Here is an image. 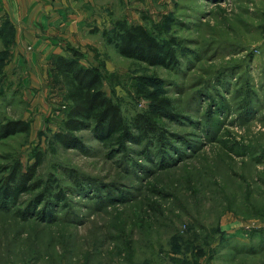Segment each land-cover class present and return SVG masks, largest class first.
Returning <instances> with one entry per match:
<instances>
[{"label": "rangeland", "instance_id": "rangeland-1", "mask_svg": "<svg viewBox=\"0 0 264 264\" xmlns=\"http://www.w3.org/2000/svg\"><path fill=\"white\" fill-rule=\"evenodd\" d=\"M91 1L88 13L83 0L68 11L80 29L64 54L100 73L124 117L150 109L152 90L176 116L158 119L163 147L142 142L125 156L90 131L79 133L84 151L50 144L69 104L62 81L52 60L37 72L12 62L0 120L30 127L0 140V182L3 168L25 170L41 153L36 178L65 198L41 204L47 218L26 212L42 187L0 203V264H264V0ZM117 19L175 38L177 63L120 55L102 36ZM3 23L1 55L12 37Z\"/></svg>", "mask_w": 264, "mask_h": 264}, {"label": "trees", "instance_id": "trees-1", "mask_svg": "<svg viewBox=\"0 0 264 264\" xmlns=\"http://www.w3.org/2000/svg\"><path fill=\"white\" fill-rule=\"evenodd\" d=\"M6 21L11 23L9 20ZM5 26L3 23L0 29L2 40L4 38L1 35ZM9 26L12 34L13 26L12 24ZM102 36L124 57L164 67H171L177 63L175 38L157 39L142 24H129L124 19H117L110 30L102 31ZM7 40L9 43L11 37ZM5 49L7 51V47ZM5 54L6 52L2 55L0 53V68ZM51 60L53 70L64 86V99L69 104L62 119V129L51 135L50 144L57 143L63 148L84 151V137L79 133L90 131L92 138L112 156L115 154L125 156L134 150L131 145L140 146L142 142L145 145L155 142L163 147L167 135L158 119L176 116L170 98L158 97L155 90L146 91V98L152 101L151 108L126 118L118 102L103 89L102 78L97 70L83 66L76 58L66 55L55 54ZM29 127V123L24 119L4 118L0 120V140L18 133H26ZM41 163L42 155L37 153L35 160L25 170H21L19 163L3 168L2 172L7 171V174L0 182V203L4 200L15 203L21 194L42 187V192L28 203L26 212L39 214L41 218L50 216V211L46 210V207L40 210L41 204L42 206L54 204L56 199L57 202H63L65 194L60 190L52 191L51 178L47 182L36 178V171Z\"/></svg>", "mask_w": 264, "mask_h": 264}, {"label": "crops", "instance_id": "crops-1", "mask_svg": "<svg viewBox=\"0 0 264 264\" xmlns=\"http://www.w3.org/2000/svg\"><path fill=\"white\" fill-rule=\"evenodd\" d=\"M83 2L86 3L83 5L87 9L86 12H90L92 1L83 0ZM77 4V0H70L68 3L67 0H0V29L4 20H9L13 26L0 76H4L5 71L8 73L10 68H14L13 64L24 71L26 61L37 72L40 70L39 64L37 65L38 59L48 62L55 54L65 55V44H74L76 40L72 35L80 29L79 16H76ZM72 9L76 11L73 16L68 13ZM67 15L70 18H63ZM63 24H67L64 31L60 30ZM1 43L3 40L0 38ZM2 78L0 77V91L5 88Z\"/></svg>", "mask_w": 264, "mask_h": 264}, {"label": "built area", "instance_id": "built-area-1", "mask_svg": "<svg viewBox=\"0 0 264 264\" xmlns=\"http://www.w3.org/2000/svg\"><path fill=\"white\" fill-rule=\"evenodd\" d=\"M261 225H262V226H264V220H263V221H261Z\"/></svg>", "mask_w": 264, "mask_h": 264}]
</instances>
